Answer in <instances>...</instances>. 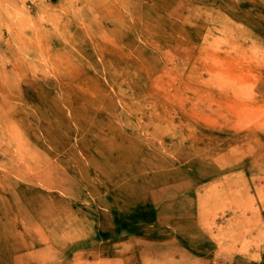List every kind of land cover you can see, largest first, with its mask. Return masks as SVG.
I'll use <instances>...</instances> for the list:
<instances>
[{
    "label": "rangeland",
    "instance_id": "374dc122",
    "mask_svg": "<svg viewBox=\"0 0 264 264\" xmlns=\"http://www.w3.org/2000/svg\"><path fill=\"white\" fill-rule=\"evenodd\" d=\"M0 264H264V0H0Z\"/></svg>",
    "mask_w": 264,
    "mask_h": 264
}]
</instances>
